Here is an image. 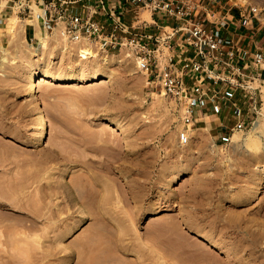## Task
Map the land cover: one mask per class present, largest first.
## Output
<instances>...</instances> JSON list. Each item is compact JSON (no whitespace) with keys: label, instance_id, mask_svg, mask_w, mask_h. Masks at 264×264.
<instances>
[{"label":"rangeland","instance_id":"1","mask_svg":"<svg viewBox=\"0 0 264 264\" xmlns=\"http://www.w3.org/2000/svg\"><path fill=\"white\" fill-rule=\"evenodd\" d=\"M230 2L257 6L264 29V0ZM20 10L0 0V264H264V135L251 129L264 120L260 83L229 143L217 137L234 112L179 143V114L126 49L73 44ZM31 73L75 77L37 81L40 143Z\"/></svg>","mask_w":264,"mask_h":264},{"label":"built area","instance_id":"2","mask_svg":"<svg viewBox=\"0 0 264 264\" xmlns=\"http://www.w3.org/2000/svg\"><path fill=\"white\" fill-rule=\"evenodd\" d=\"M10 1L18 2L23 16H31L46 33L57 27L61 38L76 45H93L106 52L126 49L146 84L169 100L179 114V143L187 142L190 131L200 122L199 117L221 111L218 82H230L228 76L243 82L240 77L244 76V69L250 65L264 66L262 49L252 51L250 61L243 60L247 52L241 46H248L247 43L221 35L219 27L211 22L210 18L216 17L217 0H115L111 4L106 0ZM31 3L38 9H32ZM236 7L245 20H258L257 6ZM126 13L131 14L130 24L124 21ZM97 14L102 16L101 21L95 18ZM163 16L177 24H161ZM152 25L154 32L148 31ZM246 86L254 103L255 89L250 83ZM244 127V121L237 118L217 138L227 144L230 133Z\"/></svg>","mask_w":264,"mask_h":264},{"label":"crops","instance_id":"3","mask_svg":"<svg viewBox=\"0 0 264 264\" xmlns=\"http://www.w3.org/2000/svg\"><path fill=\"white\" fill-rule=\"evenodd\" d=\"M71 1V0H66ZM115 0H106L109 4L114 2ZM230 0H217L214 4V15L216 17L210 18L211 22L220 29V34L223 36H229L235 40H238V42L241 43H247L248 46H241L246 50V54L243 57V60L250 61V53L254 51L256 48H260L264 51V29L262 26L255 25V19L249 18L248 20H245L243 17H241V14L239 13L238 8L236 7V4H230ZM122 4V3H121ZM76 4L73 5L72 10H76ZM213 10V9H211ZM97 20H102V16L100 14H97L95 16ZM153 20V17L151 18ZM207 21V18H205ZM124 21L127 24H130L131 22V14L126 13L124 16ZM154 21V20H153ZM156 25L158 22H155ZM161 24L165 25H176L177 21L168 18V17H161ZM212 24V25H213ZM30 29L35 31L34 24H29ZM211 26V25H210ZM159 29V28H158ZM156 28L154 25L152 27L148 28V31H155ZM139 32H144L142 29H138ZM253 44L258 46H253ZM249 53V54H248ZM249 64V63H248ZM244 76L240 77V79L245 82H241L238 79H236L234 76H228L230 82H218L217 86L220 88L221 92V111L219 113H207L202 117H199V124L196 126L195 129L199 128H207L208 126H211L212 123H215V128H220V126L223 124L218 123L216 124V121H213L214 116L221 115L224 112H234L236 115V119H240V115L247 114L249 112L254 111V107L250 100V95L248 92L249 88L246 86L247 83L253 84L255 81H258L260 84L264 82V66H256L255 68L253 66H249L248 68L244 69ZM253 74L250 76V74ZM230 75V72H228ZM234 79V80H232ZM263 80V81H262ZM239 84H236L238 83ZM239 85V86H238ZM256 89V88H255ZM241 101V103L239 102ZM242 104L241 110L239 104ZM246 104V105H244ZM247 108V110H245ZM237 112V113H236ZM219 117V116H218ZM244 120V119H243ZM245 121V120H244ZM221 129V128H220Z\"/></svg>","mask_w":264,"mask_h":264},{"label":"bare ground","instance_id":"4","mask_svg":"<svg viewBox=\"0 0 264 264\" xmlns=\"http://www.w3.org/2000/svg\"><path fill=\"white\" fill-rule=\"evenodd\" d=\"M37 31L40 32V30H37ZM41 31H42V29H41ZM39 32H35V37L37 38L38 46H40V45L43 46L42 44L46 43L45 42L46 40H45V38H43L42 33L40 32L41 33L40 34ZM53 32L56 34V32H58V28L56 27ZM74 78L75 77H73L72 75L58 76V75H53V74H48V73H41V74L31 73L30 75L27 76V78L25 80V88H26V95H28L31 99L30 104H29V108L31 109V111L34 114L35 122H34L33 137H34L36 143H40L43 140L42 138H43V134H44V127L46 125L45 116H44V113L42 110L41 101L39 100V98L36 94V92H37V89H36L37 81L49 79V80L58 81L61 83H69L72 80H75ZM99 78H104V76H102L100 74H93L88 79L89 80H98ZM80 80L81 81L87 80V78L82 77ZM257 87L259 88V90L261 92V98H262L263 103H264V82L262 84H257ZM251 129H252L253 134H255V136H257V137L260 136L262 133L264 135V120H261V119L255 120L254 125L252 126ZM253 141H254L253 137H245V138L242 137V138H240V142H241L240 144H242V145H247L248 143L250 144V142L252 143ZM204 239H205V241L210 242L211 245L214 247L218 245L215 241H212L208 236H205Z\"/></svg>","mask_w":264,"mask_h":264}]
</instances>
